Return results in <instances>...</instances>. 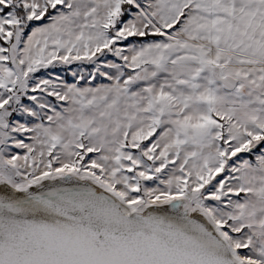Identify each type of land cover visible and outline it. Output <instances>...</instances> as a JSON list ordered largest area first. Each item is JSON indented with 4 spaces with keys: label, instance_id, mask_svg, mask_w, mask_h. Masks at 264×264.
<instances>
[{
    "label": "snow or ice",
    "instance_id": "1",
    "mask_svg": "<svg viewBox=\"0 0 264 264\" xmlns=\"http://www.w3.org/2000/svg\"><path fill=\"white\" fill-rule=\"evenodd\" d=\"M0 264H264V0H0Z\"/></svg>",
    "mask_w": 264,
    "mask_h": 264
}]
</instances>
